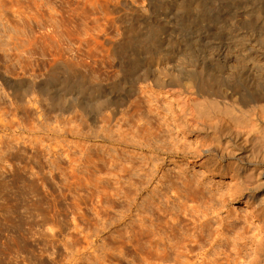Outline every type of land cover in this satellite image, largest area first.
<instances>
[{
  "label": "rangeland",
  "instance_id": "374dc122",
  "mask_svg": "<svg viewBox=\"0 0 264 264\" xmlns=\"http://www.w3.org/2000/svg\"><path fill=\"white\" fill-rule=\"evenodd\" d=\"M112 1L0 0V264H264V151L137 80L198 10Z\"/></svg>",
  "mask_w": 264,
  "mask_h": 264
},
{
  "label": "bare ground",
  "instance_id": "6f19581e",
  "mask_svg": "<svg viewBox=\"0 0 264 264\" xmlns=\"http://www.w3.org/2000/svg\"><path fill=\"white\" fill-rule=\"evenodd\" d=\"M97 1L107 12V9L116 8L110 0ZM114 1L121 2L124 8L128 5L124 0ZM238 1L189 0L188 8L196 9L198 13L193 19L184 13L181 21H184L186 30L192 29L193 37L189 40L197 44L188 43L186 62L182 63L185 77L176 74L174 66H170L171 63L158 51L150 52L145 47L149 58L137 80L150 81L154 87L175 92L181 98V128L184 132L195 131L202 125L212 130L218 140L226 134L233 139L242 138L243 143H251V150L258 155L261 149L264 151V0ZM222 34L228 44L213 42L217 41L214 36L224 39ZM66 70L74 76L72 69L68 67ZM3 83L8 87L13 82L4 79ZM82 85L79 84L80 89L85 86Z\"/></svg>",
  "mask_w": 264,
  "mask_h": 264
}]
</instances>
